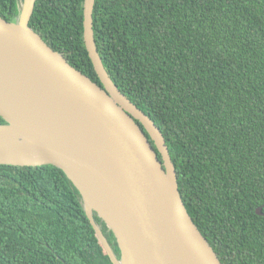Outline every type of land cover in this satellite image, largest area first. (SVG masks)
I'll return each instance as SVG.
<instances>
[{
  "label": "trees",
  "instance_id": "trees-1",
  "mask_svg": "<svg viewBox=\"0 0 264 264\" xmlns=\"http://www.w3.org/2000/svg\"><path fill=\"white\" fill-rule=\"evenodd\" d=\"M19 2L0 0V17L16 21ZM82 11L83 0H36L29 27L100 85ZM92 24L105 71L162 133L220 262L264 264V0H95ZM0 264H111L60 169L0 165Z\"/></svg>",
  "mask_w": 264,
  "mask_h": 264
},
{
  "label": "water",
  "instance_id": "water-1",
  "mask_svg": "<svg viewBox=\"0 0 264 264\" xmlns=\"http://www.w3.org/2000/svg\"><path fill=\"white\" fill-rule=\"evenodd\" d=\"M35 2L23 0L16 21L0 17V165L60 169L111 264H222L185 208L162 133L105 71L95 0H83L82 37L100 85L29 27Z\"/></svg>",
  "mask_w": 264,
  "mask_h": 264
},
{
  "label": "rangeland",
  "instance_id": "rangeland-1",
  "mask_svg": "<svg viewBox=\"0 0 264 264\" xmlns=\"http://www.w3.org/2000/svg\"><path fill=\"white\" fill-rule=\"evenodd\" d=\"M22 3L19 2V6L21 7Z\"/></svg>",
  "mask_w": 264,
  "mask_h": 264
}]
</instances>
